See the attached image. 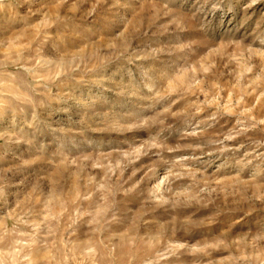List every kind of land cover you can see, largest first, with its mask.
Listing matches in <instances>:
<instances>
[{"label": "rangeland", "instance_id": "1", "mask_svg": "<svg viewBox=\"0 0 264 264\" xmlns=\"http://www.w3.org/2000/svg\"><path fill=\"white\" fill-rule=\"evenodd\" d=\"M0 264H264V0H0Z\"/></svg>", "mask_w": 264, "mask_h": 264}]
</instances>
